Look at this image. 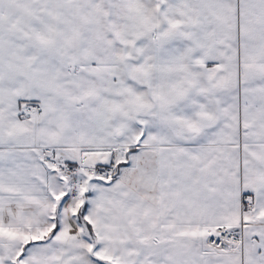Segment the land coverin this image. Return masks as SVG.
Here are the masks:
<instances>
[{
	"label": "snow or ice",
	"instance_id": "obj_1",
	"mask_svg": "<svg viewBox=\"0 0 264 264\" xmlns=\"http://www.w3.org/2000/svg\"><path fill=\"white\" fill-rule=\"evenodd\" d=\"M0 264H264V0H0Z\"/></svg>",
	"mask_w": 264,
	"mask_h": 264
}]
</instances>
